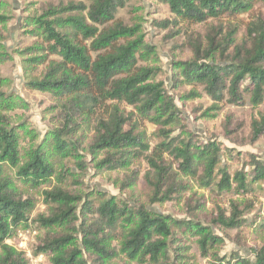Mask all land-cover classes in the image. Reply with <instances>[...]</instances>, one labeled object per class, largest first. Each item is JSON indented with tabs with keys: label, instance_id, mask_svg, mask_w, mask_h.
<instances>
[{
	"label": "trees",
	"instance_id": "trees-1",
	"mask_svg": "<svg viewBox=\"0 0 264 264\" xmlns=\"http://www.w3.org/2000/svg\"><path fill=\"white\" fill-rule=\"evenodd\" d=\"M159 1L168 6L173 23L205 28L203 33L184 31L190 57L173 64L172 88L181 82L201 87L213 101L209 110L216 112L223 105L262 107L258 119L250 123L249 142L264 137V13L259 9L264 0ZM123 6V0L48 4L34 19L44 47L39 49L41 55L27 61L33 67H45L27 86L53 98L50 109L58 110L59 121L41 144L20 151V134L25 128L11 125L4 115L17 104L0 89V264H25L24 253L7 242L21 228L33 225L47 231L33 254L48 255L49 264H90L86 254L93 257L92 262L101 263L123 256L136 264H178L183 256L178 247L171 246L175 230L193 232L206 257L223 245L213 229L233 230L247 224L234 200L229 202L230 210L217 209L206 227L198 221L151 213L142 204L129 206L115 197L101 196L97 206L91 199L81 204L80 196L62 184L42 193L51 212L30 220L34 202L15 183L30 188L49 185L53 177H64L60 174L65 161L83 169L85 162L72 138L78 131L91 134L86 152L93 159L102 157L95 163L102 171L128 170L135 161L146 164L141 179L148 191V205L182 202L195 217L203 213L206 202L188 195L190 182L237 195L264 184L263 160L250 157L248 174L244 170L231 174L219 166L217 142H199L187 131L182 112L163 82H155L156 71L139 65V60L154 54V48L142 32L115 18ZM241 16L247 17L246 23L239 20ZM11 20L0 13V27ZM7 60L0 54V64ZM144 123L158 128L161 141L152 149L140 130ZM173 130H180L186 138L170 137ZM129 176L128 187L136 185L139 174L132 171ZM256 219L249 228L264 232V214ZM56 228L62 230L52 231ZM115 241L118 246L111 245ZM249 253L244 257L232 254L228 259L213 254V261L264 264V239Z\"/></svg>",
	"mask_w": 264,
	"mask_h": 264
},
{
	"label": "rangeland",
	"instance_id": "rangeland-1",
	"mask_svg": "<svg viewBox=\"0 0 264 264\" xmlns=\"http://www.w3.org/2000/svg\"><path fill=\"white\" fill-rule=\"evenodd\" d=\"M69 1L78 2L79 0H0V4H4L0 13L12 18L5 26L0 27V54H5L8 58L0 64V89L10 100L16 101L17 107L4 115L8 117L11 125H23L25 128L19 140V149L22 152L41 144L59 123L58 110L50 109L55 104L53 98L47 93L31 90L27 86L30 80L40 76L45 67H33L27 61L41 55L39 49L44 47L38 30L35 29L34 19L43 13L46 5L57 6ZM123 1L124 6L117 11L115 18L126 26L135 27L142 32L146 42L154 48V54H151L146 61L139 60V65L156 71L155 82H163L168 95L182 112L186 129L193 134L194 139L198 138L199 142L218 143L221 159L219 166L228 168L231 174L237 170H244L248 174L251 170L250 157L264 161V137L254 144L249 142L250 123L258 119L262 107H252L249 104L243 107L223 105L216 112L209 110L213 101L201 87L188 86L181 82L176 88H172L173 64L190 57L185 47L184 31L203 33L205 28L202 25L187 27L173 23L174 17L168 6L159 0ZM259 9L264 13V7ZM239 20L246 23L247 17L241 16ZM242 32L243 29L239 34ZM31 48L32 51H27ZM193 92L199 95H192L189 98ZM140 130L144 131L150 149L161 141L155 125L144 123ZM169 136L186 138V134L181 133L180 130L170 131ZM90 137L91 134L88 131H78L72 137L78 143L79 155L85 162L83 169L78 168L73 161H65V171L60 174L64 177H53L49 185L30 188L19 182L15 183L17 189L34 202L30 220L37 215L47 216L51 212L52 207L44 204L42 193L59 184H62L67 191L79 195L81 204L91 199L97 206L103 196L105 198L115 197L116 200L129 206L142 204L151 213L169 216L177 221L190 223L198 221L201 226L206 227L217 209L223 212L230 210L229 202L234 200L243 219L247 220V224L233 230L213 229L214 234L222 238L223 245L210 251V255L206 257L202 256L197 237L193 232L181 233L175 230L171 246L178 247L177 251L183 256L178 264H215L213 254H217L221 259L231 258L232 254L237 253L244 257L250 256L251 249L260 247L264 232H260L258 228L252 230L249 224L254 223L258 216L264 214L263 183L254 185L253 192L237 195L233 192L218 193L212 188L201 187L195 181L190 182L188 195L195 194L194 197H203L206 202L203 213L200 215L196 213L197 218H195L189 214L191 211L182 202L170 201L164 204L148 205V191L141 179L147 168L143 161H135L128 170L102 171L96 168L95 163L102 157L98 156L93 159V156L86 152ZM132 171L137 172L140 177L136 185L128 187L127 180ZM11 174L14 177V172ZM121 188L124 190L122 191ZM61 230V228H56L52 231ZM46 233V230L39 229L36 225L25 230L21 228L17 236L7 243L17 251L24 253L25 264H49L48 255L35 256L33 254L35 247ZM111 245L118 246V243L115 241ZM86 257L90 264H136L129 262L123 256L102 263L92 262L93 257L89 254H86Z\"/></svg>",
	"mask_w": 264,
	"mask_h": 264
}]
</instances>
